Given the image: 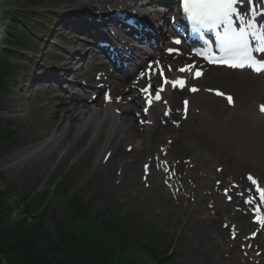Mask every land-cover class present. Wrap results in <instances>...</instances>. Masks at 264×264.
Returning <instances> with one entry per match:
<instances>
[{"label": "rangeland", "instance_id": "obj_1", "mask_svg": "<svg viewBox=\"0 0 264 264\" xmlns=\"http://www.w3.org/2000/svg\"><path fill=\"white\" fill-rule=\"evenodd\" d=\"M37 2L7 0V8H16L22 13L38 12L41 21L45 23L41 25L31 21L29 25L32 29L44 34H38L35 39L28 37L32 41L31 47L24 45L21 47L23 52L10 58L16 68L7 81L8 91L0 112V125L8 128L14 139L9 151L0 157V193L4 195L9 208L7 225H11V220L15 216L16 220L22 217L23 199L38 192V189L32 192L35 187L41 188L43 184L56 183L64 176L62 179L68 182L70 188L69 197L75 195L88 209L90 215L101 214L106 217L108 214L117 215L119 211L124 213L126 210L136 213L138 223L146 224L154 232L157 231L163 239L172 243L173 264H256L249 259H243L239 238L235 241L229 239L228 229L223 227V223L234 224L230 220L233 219L240 224V218L230 217L231 210H227L229 206L224 204L216 190L217 187L218 189L224 187V183L220 186L215 185V182H221L216 168H223L227 175L236 179L239 176L242 178L244 173H252L264 181V165L242 153L240 139L234 137L233 129L231 131L234 116H238L237 119L243 118L238 115V110L243 111L244 116L248 118L246 120H254L250 115L253 112L252 101L255 100L256 94L249 96L246 104H239L240 108L231 113L226 112L221 103L219 116L213 115L211 102L202 103V107L192 104L193 110L205 113L207 119L204 118L206 120L204 126L195 123L194 127H191L193 120L198 119L195 115L179 128L171 127L164 132L161 135L162 139L138 159L136 163L138 176L136 179L132 178L128 184L130 187L135 186L133 192L125 191L119 185L120 177L123 175L121 169L113 168V172L108 175L107 172H93L90 161L92 150L88 149V142L71 151H67L68 146L63 144L49 155H40L39 162H36L35 157L17 171H9V166L17 155L29 153L48 138L49 123L55 118V114L45 116L42 110L46 100L43 91L47 88L36 85L32 75L36 73L35 69L39 75L47 73V69L52 66L51 59L63 54L60 47H66L68 38L72 36L70 34V30H74L72 27L69 29L61 25L57 27L56 24L61 22L59 17L65 16L63 12L76 21L75 12L95 11L94 7L79 5L78 0H70L66 4H63L62 0H41L39 4ZM74 24L82 25L79 22ZM75 35L80 38L77 33ZM39 64L42 65L41 68L38 67ZM28 72L32 75L29 76ZM64 79L71 80L68 76H64ZM54 85L48 84L49 87ZM204 86L220 89L236 97L230 85L213 82ZM95 106L100 107L97 104ZM122 118L124 125L130 128L129 132L131 130L134 132L136 122L133 115L125 113ZM236 122L238 120L234 124ZM145 134L138 133L144 142V148L148 150L149 141ZM166 137L172 140L169 158L174 164L176 165L178 160L180 163L181 160L190 161L181 169L182 187L177 188L179 187L177 185L173 188V193L164 187L162 177L157 176L160 173L151 176L147 183L141 181L142 163L146 157L152 155L151 153L158 154L155 148L157 145H164ZM128 143L131 145L132 141ZM95 147L92 145L93 149ZM213 189L217 192L214 193ZM50 195L51 192L46 198L47 201H51ZM62 201H55V205H49L47 213L43 214V228L48 233L55 231L56 221L49 213L53 212L57 218L61 217ZM223 207H227V211L223 212ZM27 221L32 223L30 218ZM219 230L223 231L222 237L218 236ZM246 233L244 231V235ZM207 252L209 257L205 263L203 256ZM260 260L261 264H264V253ZM1 264L20 262L4 258Z\"/></svg>", "mask_w": 264, "mask_h": 264}, {"label": "trees", "instance_id": "obj_2", "mask_svg": "<svg viewBox=\"0 0 264 264\" xmlns=\"http://www.w3.org/2000/svg\"><path fill=\"white\" fill-rule=\"evenodd\" d=\"M6 5L7 0H0V112L7 81L16 68L10 58L24 45H31L26 28L33 31L29 25L31 14ZM13 141L12 132L0 125V157ZM63 177L56 183L35 187L32 192H38L22 201V217L9 226V208L0 193V264L4 258L20 264H173L168 253L171 246L146 224L138 223L136 213L126 210L106 217L92 216L75 195L69 197V184ZM50 192L51 201H47ZM60 200L62 216L49 213L56 221L55 231L48 233L43 228V214Z\"/></svg>", "mask_w": 264, "mask_h": 264}, {"label": "bare ground", "instance_id": "obj_3", "mask_svg": "<svg viewBox=\"0 0 264 264\" xmlns=\"http://www.w3.org/2000/svg\"><path fill=\"white\" fill-rule=\"evenodd\" d=\"M63 4L68 3L70 0H62ZM79 5L87 6L90 1L97 10L106 9V7L118 6L120 3L114 2V0H78ZM140 0H122V2L129 3L133 5V10H138ZM130 5V6H131ZM154 17V16H153ZM75 33L72 34L71 38H68V43L71 45L67 47V50L63 51L61 54L62 65L65 69H68V64L74 55L82 53L86 50L85 44H82L80 40L76 37V33L79 29L74 30ZM82 55V54H81ZM93 61L90 58V62L85 72V75L89 76L92 72ZM65 69H61L65 71ZM214 71L207 72L204 77L200 80L201 83H221L225 85H230L232 90L235 92L237 97V103L246 104L248 97L254 95L256 91L264 88V78L255 77L251 75H241L237 73H232L226 71L222 68L213 69ZM68 71V70H67ZM220 72V73H219ZM43 74H46L43 72ZM55 79L62 77L57 71L52 72ZM71 88H75L71 86ZM46 100L42 107L45 112V116L55 114V118L49 123V136L44 140L38 147L31 150L29 153L17 155V157L12 160L9 166V171H17L18 169L24 167L32 158H37L36 162L40 160V155H49L59 146L66 144L67 151H71L76 147L82 146L84 143L89 144V150L91 149L92 155L90 161L92 162L93 172H107L112 173L113 168L121 169L123 175L120 179V186L125 191L133 192L134 187H130L128 184L131 182L132 178H137L138 170L136 163L138 159L146 152H149L154 144L157 143L163 135L164 132L170 129L167 124L166 127L162 126L161 120L163 118L164 108L162 112H157V109L150 112L149 120L153 121L152 126H146L142 130L146 132L148 138L149 147L146 150L144 148V142L142 138L138 135V129L135 127V131L129 132V127L124 125V121L121 116L114 113V109L125 111V105L117 102H111L104 108L96 107L93 104H88L85 100L80 103H73L65 99L64 95L61 93L60 89H44ZM176 97V93L167 92L165 93V98L169 100V104L174 106L173 101ZM211 102V108L213 107V115L219 116L221 114L220 104L216 100L209 96L198 94L192 96L191 104L199 105L202 107V103ZM161 118V120H159ZM191 115V120H192ZM189 119V120H190ZM237 124H232L234 128V136L240 139L241 151L243 154L249 155L254 158V160L262 161L264 163V119L259 118L256 114L254 115V120H246L245 118L237 119ZM206 120L198 118L193 120L191 124L192 128L195 123H200L204 126ZM241 124V125H240ZM141 139V140H140ZM132 141L131 145L128 143ZM95 145V149L92 148ZM127 146H131L132 149L126 152ZM158 150V145L156 146ZM155 148V149H156ZM152 154V153H151ZM100 155V159L98 156ZM107 157V160L104 159ZM245 217V216H242ZM239 218V217H238ZM16 216L11 220L12 224L16 221ZM245 218H240V222L244 223ZM250 225V224H248ZM223 231H218V236L222 237ZM264 244V238H258L256 240L255 246H261ZM209 257L208 252L204 254L203 258L205 263ZM203 264V263H202Z\"/></svg>", "mask_w": 264, "mask_h": 264}, {"label": "snow or ice", "instance_id": "obj_4", "mask_svg": "<svg viewBox=\"0 0 264 264\" xmlns=\"http://www.w3.org/2000/svg\"><path fill=\"white\" fill-rule=\"evenodd\" d=\"M252 2L253 0H248L249 4ZM181 3L187 19L196 28L214 33L215 47L219 56L213 57L210 53L205 55L201 52L199 55L202 59L209 63L216 60L233 69L249 67L256 72L264 71V59L258 60L253 57V52L264 54V27L257 25L253 9L250 8L247 15L240 13L234 7L237 0H181ZM261 15L264 16V13ZM234 20L238 23H234ZM253 41H255V46H253ZM174 43L179 44L180 41L176 40ZM205 47H208L207 42H205ZM188 70L190 68L186 66L178 71ZM164 83H169V81L165 80ZM171 83L173 87H183L184 84L183 80ZM161 90H157V99ZM192 91H196V89H192ZM217 94L220 95V93ZM228 100L231 103L230 97ZM261 110L264 111V107ZM248 179L252 185H257V181L251 175ZM256 192L259 194L260 202L264 204V189L256 187ZM258 223H264V219Z\"/></svg>", "mask_w": 264, "mask_h": 264}]
</instances>
